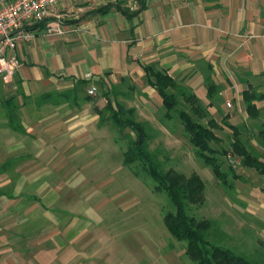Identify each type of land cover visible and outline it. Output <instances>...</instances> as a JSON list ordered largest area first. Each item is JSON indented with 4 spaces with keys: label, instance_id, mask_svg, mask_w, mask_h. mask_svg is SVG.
<instances>
[{
    "label": "crops",
    "instance_id": "crops-1",
    "mask_svg": "<svg viewBox=\"0 0 264 264\" xmlns=\"http://www.w3.org/2000/svg\"><path fill=\"white\" fill-rule=\"evenodd\" d=\"M108 5L138 14L129 19L116 7L97 13ZM52 14L65 34L49 35L48 21L39 24L33 40L16 48L12 80L0 77V264H126L110 263L103 232L94 230L121 222L78 206L85 184L71 181L84 146L108 126L98 111L110 88L157 96L150 66L199 100L236 97L245 130L264 146V99L253 119L243 97L249 88L264 95V0H62Z\"/></svg>",
    "mask_w": 264,
    "mask_h": 264
},
{
    "label": "rangeland",
    "instance_id": "rangeland-1",
    "mask_svg": "<svg viewBox=\"0 0 264 264\" xmlns=\"http://www.w3.org/2000/svg\"><path fill=\"white\" fill-rule=\"evenodd\" d=\"M180 88L177 92L172 89L179 107L170 113L158 94L150 97L140 90L123 86L110 88L112 93L107 98V105L100 110L103 112L102 123L108 125L99 131L103 137L84 146V156H79L75 164L71 181L85 184L83 189H78L81 193L76 195L77 205L85 210L91 208L99 215L111 213L112 219L121 222L113 223L111 227L106 222L94 228L103 232L101 250L110 253V263L114 260L136 264L139 260L141 264H197L187 255L186 243L178 242L170 234L166 215L175 214L176 209L169 195L156 189V180L142 169L140 161L125 164V153L131 138H135L134 133L118 128L110 120V106L117 109L123 104L135 109V119L145 126L150 137L149 151L162 171L185 178L196 174L204 181L203 202L188 204L186 211L189 216L211 224L206 231L208 241L230 249L252 263L264 264V174L253 163L243 166L242 157L233 154L234 137L225 125L226 115L242 127V139L248 149L259 153L263 160L264 146L255 144L252 133L245 130L246 115L240 99L227 94L217 100L216 97L214 100L200 99L199 106L205 117L202 120L196 116V119L213 130L219 140L210 142L219 152L213 156L218 158L222 172L226 174L223 181L219 179L213 168L216 161L210 163L198 153L199 149L190 143L181 124L177 111L191 112L192 105L181 96L183 90L191 93L189 88ZM101 204L105 206L97 208ZM127 248L131 251V259Z\"/></svg>",
    "mask_w": 264,
    "mask_h": 264
},
{
    "label": "trees",
    "instance_id": "trees-1",
    "mask_svg": "<svg viewBox=\"0 0 264 264\" xmlns=\"http://www.w3.org/2000/svg\"><path fill=\"white\" fill-rule=\"evenodd\" d=\"M141 1L143 2L144 0ZM113 7L118 8L129 19L138 14V12L132 13L128 9L121 8L120 5L101 7L97 9V13H107ZM143 7L144 5H142ZM36 28H38V25L32 29ZM146 76L149 85L154 87L161 97L168 113L174 112L173 110L179 107V103L172 89H175L176 92L182 89L177 81L166 71L150 66L146 68ZM214 92H216L215 86L210 83L209 95L212 96ZM181 96L192 105L190 108L191 112L185 109L177 111L188 140L199 149L198 153L208 162L213 163L216 161L213 164V168L220 177L219 179L222 180L223 177H226V174L222 172L218 158L213 156V154L217 155L219 152L213 149L210 144L211 141L219 142V140L213 130L205 127L196 119V116L199 119L205 117L199 106L200 100L195 94L187 93L186 90L182 91ZM243 97L249 117L257 118L260 112L255 102L263 100L264 95L249 88L244 91ZM110 108L112 111L110 119L112 123L118 128L129 129L134 133L135 138H131L129 150L125 153V164L130 165L140 161V164L142 163L143 165L142 169L151 174L156 180V189L169 195L175 205L176 213L167 214L166 223L172 237L178 242L186 243V253L190 259L197 262V264H255L230 249L210 243L207 239L206 231L211 224L188 215L186 211L188 204H201L203 202L205 183L201 177L193 174L191 177L185 178L184 176L162 171L159 163L155 160V156L149 151L148 141L150 137L145 126L135 119V109L126 108L123 104L118 105L117 109L111 106ZM98 113L101 115L103 112L99 110ZM225 118V125L233 133L232 150L234 154L242 157L243 166L253 163L256 165L257 170L264 174V162L259 160L257 155L248 151L244 144L245 142L241 135L242 127L231 125L228 122V116ZM258 135L264 139V128L258 130Z\"/></svg>",
    "mask_w": 264,
    "mask_h": 264
},
{
    "label": "built area",
    "instance_id": "built-area-1",
    "mask_svg": "<svg viewBox=\"0 0 264 264\" xmlns=\"http://www.w3.org/2000/svg\"><path fill=\"white\" fill-rule=\"evenodd\" d=\"M62 0H0V77L9 82L14 77L20 62L16 48L33 40V27L48 21L47 34L62 36V22L52 14ZM89 95L96 94L95 89ZM230 106V104H228Z\"/></svg>",
    "mask_w": 264,
    "mask_h": 264
}]
</instances>
